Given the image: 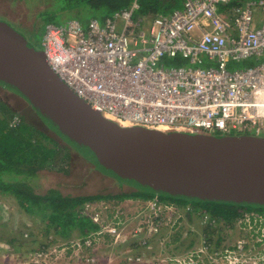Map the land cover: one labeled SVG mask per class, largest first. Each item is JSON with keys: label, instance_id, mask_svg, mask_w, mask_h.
<instances>
[{"label": "built area", "instance_id": "1", "mask_svg": "<svg viewBox=\"0 0 264 264\" xmlns=\"http://www.w3.org/2000/svg\"><path fill=\"white\" fill-rule=\"evenodd\" d=\"M182 3L181 9L168 15L142 17L136 14L139 7L134 0L102 21L90 19L86 26L76 19L47 24L41 45L46 63L78 99L121 127L264 137V0L231 7L230 0ZM175 59L185 65L165 66L166 61ZM242 63L249 65L229 69ZM19 123L14 117L10 126ZM142 206L151 213L149 228L138 227L128 233L143 249H151L149 239L161 228L176 233L183 221L192 217L199 227L215 233H220L223 224L191 204L154 197ZM108 208L103 202L85 203L80 215L97 230L67 243V248L93 251L105 238L115 246L126 243L122 233L127 219L118 210L110 215ZM234 228L251 240L241 238L232 249L228 246L211 253L201 237L199 248L154 261L199 264L203 258L217 264L227 254L236 253L252 259L245 264H264L259 257L264 252V211L243 213ZM188 233L197 231L190 227ZM45 250L36 251L26 264H38L46 256ZM126 254L128 264L144 263L142 256ZM85 261L93 263L94 258Z\"/></svg>", "mask_w": 264, "mask_h": 264}, {"label": "water", "instance_id": "2", "mask_svg": "<svg viewBox=\"0 0 264 264\" xmlns=\"http://www.w3.org/2000/svg\"><path fill=\"white\" fill-rule=\"evenodd\" d=\"M0 88L58 141L120 188L188 204L264 209V137L121 127L78 99L43 52L0 20Z\"/></svg>", "mask_w": 264, "mask_h": 264}, {"label": "trees", "instance_id": "3", "mask_svg": "<svg viewBox=\"0 0 264 264\" xmlns=\"http://www.w3.org/2000/svg\"><path fill=\"white\" fill-rule=\"evenodd\" d=\"M133 1L134 0H52V7L43 10L38 13V15H46L49 20L48 24H52L51 21L54 22L52 17L54 16H48L47 14L51 9L58 8L55 13H88L89 15L91 14V19L95 18L102 21L113 13L128 8ZM136 1L139 7L136 14L142 17L168 15L174 10L183 7L182 0ZM244 1L248 0H230L229 6L238 5ZM79 15L81 16V14ZM78 21L80 22V20ZM25 39H27L26 35ZM26 41L28 42V39ZM174 62L175 64L182 63L183 65L185 61L180 59L166 61L167 64H174ZM166 63L165 66H167ZM248 65L249 63L241 64L242 67ZM14 117H18L20 123L11 127L10 123ZM49 134L27 122L24 116L14 112L6 101L2 100L0 97V196L13 199L20 212L35 220L34 224L40 223L45 229L41 232L42 229L37 228V230H40L38 231L40 234L33 235V227H27V239H22L21 235L20 237L10 235L12 232H7L6 234L8 235L1 236L0 243L7 245L17 253H34L45 249L49 244L47 237H49L51 231L61 241H68L74 232H76L80 238L87 236L92 231H96L97 226L87 217L80 215L81 207L87 202L95 203L113 199L118 201L125 199L146 201L154 198L152 195L138 191L122 192L112 196L92 195L72 197L62 195L55 189H49L45 194H37L32 182L34 179H37L40 172L51 169L64 175H68L71 172L73 162L71 152L73 153V151L64 144L61 146L59 141L55 139L53 135ZM159 199L165 202L188 204L180 200L161 197H159ZM191 205L195 209H201L212 218L222 222L224 227L228 229L234 228L236 221L243 213L264 211V209L237 207L217 203H193ZM0 227H2L1 224ZM197 230L200 233H188L187 237H182L181 233H168V227L161 228L157 235L150 237L148 244H151V249L149 251L148 249L141 248L136 240L120 246L125 247L127 244L133 256H142L141 251H147L150 255L154 254L155 252L152 250V244L155 243V247L161 246L160 253L162 252L164 255L175 256L194 249V246L200 244V238L203 237L209 247V252L212 253L225 249L222 245L224 237L221 233H214L208 227H200L197 228ZM243 234L244 233H240L241 238L251 240L249 235ZM53 243H55V241H53ZM259 245V243L254 244V247ZM247 247L248 246H245V248ZM229 249H232V247L229 246ZM223 256L224 253L222 252V257ZM205 263H208V261L205 260ZM119 264L128 263L126 259H124L120 261Z\"/></svg>", "mask_w": 264, "mask_h": 264}, {"label": "rangeland", "instance_id": "4", "mask_svg": "<svg viewBox=\"0 0 264 264\" xmlns=\"http://www.w3.org/2000/svg\"><path fill=\"white\" fill-rule=\"evenodd\" d=\"M52 0H0V20L8 23L16 31L20 32L24 38L25 33L29 35L28 44L30 47H34L35 50L42 52V38L45 30V26L48 24L49 20L46 15H38L45 9L52 7ZM58 8L51 9L47 14L48 16L53 15L51 21L52 24L60 25L63 24L68 19L80 20L82 25L86 26L91 14L88 13H55ZM55 13V14H54ZM38 15V16H37ZM91 19V18H90ZM20 28V29H18ZM26 39V40H27ZM167 66L178 67L182 66V63L167 64ZM185 65V62L184 64ZM242 68L241 65L232 66L229 69ZM0 97L5 99L9 104L11 109L14 112H17L24 116L27 122L31 123L40 130H43L49 134L48 129L42 123V121L36 116V113L31 107H29L24 101L20 98H17L12 94V99H9L11 95L7 94L6 91L0 90ZM245 133H236L231 135H244ZM49 135H52L51 133ZM246 135L253 136L252 133H247ZM54 137V136H53ZM55 138V137H54ZM56 139V138H55ZM62 146L63 143L60 142ZM73 159L71 172L68 175L56 172L54 169L45 170L39 173L37 179H34L32 184L37 194H45L49 189H55L59 191L62 195L67 196H92V195H118L122 192H129L128 189H123L118 186L117 183L103 179L98 176L95 171L88 163L83 161L75 153L71 152ZM99 174V173H98ZM104 177V176H103ZM109 179V178H108ZM111 180V179H110ZM109 205L111 208H108V211L111 213L118 210L122 213V217L127 219L126 231L122 233V237L125 238V241L130 243L131 241V229L134 228H149V223L151 221V213L149 210H145L142 200L135 199H125V200H106L100 201ZM115 206L116 209L113 208ZM0 237L6 234L7 232H12L10 235L20 237L22 239H27L28 232L26 228L33 227L32 234L39 235L40 233L37 230L45 229L40 223H35V220L26 216L24 213L20 212L15 201L6 197L0 196ZM177 228L176 233H181L182 237H187L190 227H193L197 230L199 227L198 220L194 217L190 218L187 221ZM235 229H228L222 227L220 233L224 237L223 247L227 248L240 240V233H237ZM173 231V230H172ZM198 231V230H197ZM169 233V231H168ZM174 233V232H173ZM187 233V234H186ZM197 233H200L199 231ZM215 233V232H214ZM149 234V233H146ZM245 234V233H244ZM243 234V235H244ZM78 235L74 232L71 238L68 241H61L56 235L50 232L47 240L49 244L45 248V257L39 260L38 264H119L120 261H123L126 257V252L130 251L127 247H121L120 244L115 246L112 244L109 238L100 239L99 245L93 251L89 250H75L72 247L67 248V243H75L78 239ZM58 240V241H57ZM55 241V243H53ZM45 242V241H44ZM44 242H40L46 244ZM125 244V243H123ZM122 245V244H121ZM155 243L152 244V250L155 252L151 254L147 251H141V255L144 258L143 264H158L154 259L164 258L167 255L160 253L161 246L155 247ZM199 248V244L194 246V249ZM150 249H148L149 251ZM35 253V252H34ZM34 253L28 252H15L12 248L7 245L0 243V264H26L31 262V258ZM132 253V252H131ZM259 257L264 259V252L259 254ZM87 258H94V262L85 261ZM248 255L238 256L235 254H227L226 259L218 260L217 264H245L252 259H248ZM165 264V263H163ZM199 264H209L205 263V259H201Z\"/></svg>", "mask_w": 264, "mask_h": 264}, {"label": "crops", "instance_id": "5", "mask_svg": "<svg viewBox=\"0 0 264 264\" xmlns=\"http://www.w3.org/2000/svg\"><path fill=\"white\" fill-rule=\"evenodd\" d=\"M81 22H82V21H81ZM81 22H80V23H81ZM81 24H82V23H81ZM25 35H26V37L30 38L28 34H25ZM239 65H241V64H239ZM231 67H232V65H231ZM231 67H230V68H231ZM0 90H1V91H5V90H3V89H1V88H0ZM6 92H7V91H6ZM7 94L11 95V97H9V99H12V94L9 93V92H7ZM17 98H19V97H17ZM2 100L5 101V99H3V98H2ZM21 100H22V99H21ZM22 101H23V100H22ZM6 103H7V102H6ZM25 103H26V102H25ZM7 104H8V103H7ZM26 104H27V103H26ZM8 105H9V104H8ZM27 105H28V104H27ZM28 106H29V105H28ZM29 107H30V106H29ZM93 172H95L98 176H100V177L103 178L104 180L107 179V180H109V181L112 182V180H110V179H108V178H106V177H103L102 175L98 174L96 171H93ZM113 182H114V181H113Z\"/></svg>", "mask_w": 264, "mask_h": 264}]
</instances>
